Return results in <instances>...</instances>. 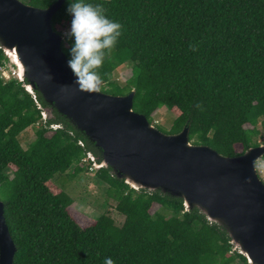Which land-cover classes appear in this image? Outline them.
I'll return each mask as SVG.
<instances>
[{
	"label": "trees",
	"instance_id": "16d2710c",
	"mask_svg": "<svg viewBox=\"0 0 264 264\" xmlns=\"http://www.w3.org/2000/svg\"><path fill=\"white\" fill-rule=\"evenodd\" d=\"M75 10L85 32L61 43L74 71L102 80L107 93L134 89L133 110L152 123L164 106L175 115L169 132L189 122L190 140L221 154L259 144L252 134L260 116L264 129V0H65L52 27ZM5 59L0 48V67ZM125 63L131 75L120 84L113 73ZM22 83L0 74V199L14 264H248L198 208L158 189L131 188L110 167L95 169L100 151L54 108L42 116V95ZM34 125L23 148L20 134ZM71 166L73 176L94 169L121 224L108 212L79 221L73 198L52 180Z\"/></svg>",
	"mask_w": 264,
	"mask_h": 264
},
{
	"label": "water",
	"instance_id": "95a60500",
	"mask_svg": "<svg viewBox=\"0 0 264 264\" xmlns=\"http://www.w3.org/2000/svg\"><path fill=\"white\" fill-rule=\"evenodd\" d=\"M65 0L45 7L0 0V48L18 68L27 91L37 90L100 151L94 168L110 167L134 189H158L196 207L222 226L248 264H264V180L256 162L264 142L225 155L189 138V122L164 132L133 110L135 90L112 94L102 80L74 71L61 47L63 34L51 24ZM16 245L0 199V264H14Z\"/></svg>",
	"mask_w": 264,
	"mask_h": 264
},
{
	"label": "rangeland",
	"instance_id": "374dc122",
	"mask_svg": "<svg viewBox=\"0 0 264 264\" xmlns=\"http://www.w3.org/2000/svg\"><path fill=\"white\" fill-rule=\"evenodd\" d=\"M87 27V22L79 17L75 10L71 16L57 29L63 36L77 31L82 35ZM0 74L4 79L19 78L17 65L7 56L3 66L0 67ZM131 75V63H125L115 68L113 78L120 84H124ZM175 115L164 106L158 108L152 114V124L162 131L169 132ZM263 116H260L255 128L257 133L252 134L254 141L259 143L264 141V129L260 122ZM245 127L251 128L252 125L245 124ZM35 125L28 127L20 134L21 145L26 148L35 130ZM51 132H47L50 135ZM192 141V140H191ZM258 173L264 180V158L261 157L256 162ZM74 166H71L65 173H55L52 180L65 189L73 198L75 209L80 212L79 221L85 222L89 218H95L102 213L108 212L116 224H121L123 216L115 209V199L107 195V185L99 180L94 169L82 171L76 176L72 175ZM158 207L154 204L151 210Z\"/></svg>",
	"mask_w": 264,
	"mask_h": 264
}]
</instances>
